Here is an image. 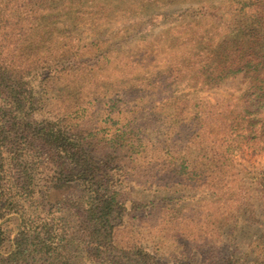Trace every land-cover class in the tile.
<instances>
[{
  "label": "rangeland",
  "instance_id": "obj_1",
  "mask_svg": "<svg viewBox=\"0 0 264 264\" xmlns=\"http://www.w3.org/2000/svg\"><path fill=\"white\" fill-rule=\"evenodd\" d=\"M234 1L10 0L13 19L0 34L16 65L40 64V79L49 68L60 72L34 119L93 132L105 154L123 146L113 164L127 206L118 238L163 261L264 264V112L250 95L255 79L241 73L209 88L188 76L216 59L198 52V42L229 17L216 7ZM27 161L33 199L13 187L27 219L44 208L59 216L56 197L80 191ZM21 221H0L10 239L0 254L12 252ZM79 251L73 264H97Z\"/></svg>",
  "mask_w": 264,
  "mask_h": 264
},
{
  "label": "trees",
  "instance_id": "obj_2",
  "mask_svg": "<svg viewBox=\"0 0 264 264\" xmlns=\"http://www.w3.org/2000/svg\"><path fill=\"white\" fill-rule=\"evenodd\" d=\"M240 1L216 7L229 17L220 18L216 22L220 28L209 31L198 42V52L201 49L202 54L216 59L191 66L188 76L206 87L219 88L228 77L251 74L255 84L250 95L258 110L260 107L264 112V0H246L245 4ZM9 3L10 0H0V34L10 29L13 19L7 14ZM35 65H16L9 48L0 45V221L8 215L22 219L12 252L0 254V264H73L75 250H83L97 264H194L163 261L144 244L118 238L127 206L113 164L119 163L115 154L123 146L105 154L91 140L93 132L76 131L60 118L34 119L36 108L46 102L41 93L53 89L60 75L49 68V73L44 72L40 79L41 65ZM52 73L57 76L52 77ZM30 157L42 165L49 181L80 191L74 198L56 197L59 204L55 214L59 216H49V210L44 208L33 219H27L26 208L13 192L15 185L26 192L21 194L23 199H33L34 191H26L33 177L27 161ZM7 165L18 172L14 179H20L21 184H12ZM67 222L79 225L67 228ZM9 240L0 224V251Z\"/></svg>",
  "mask_w": 264,
  "mask_h": 264
}]
</instances>
